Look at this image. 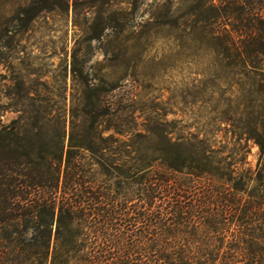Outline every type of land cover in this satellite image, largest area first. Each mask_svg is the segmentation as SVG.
<instances>
[{
    "label": "trees",
    "instance_id": "16d2710c",
    "mask_svg": "<svg viewBox=\"0 0 264 264\" xmlns=\"http://www.w3.org/2000/svg\"><path fill=\"white\" fill-rule=\"evenodd\" d=\"M190 1L153 24L199 33L211 69L165 100L88 66L103 27L85 2L18 12H71L89 38L63 70L70 91L19 73L0 90V264H264V0Z\"/></svg>",
    "mask_w": 264,
    "mask_h": 264
},
{
    "label": "rangeland",
    "instance_id": "374dc122",
    "mask_svg": "<svg viewBox=\"0 0 264 264\" xmlns=\"http://www.w3.org/2000/svg\"><path fill=\"white\" fill-rule=\"evenodd\" d=\"M33 1L0 0V35L5 29L21 27L20 33L0 42V90L3 85H15L19 73L27 78L25 87L37 86L33 80L41 75L53 87L64 86L70 91L76 84L63 70L72 50L89 38L84 30L86 21L81 17L74 23L71 12L57 10L41 13L26 25L17 14ZM136 1L138 6L133 9L135 0H81L88 7L89 20L99 16L103 27L99 40L91 42L94 50L88 66L109 83L131 75L151 87L142 90V96L165 100L173 91L181 90L184 81L209 72L211 58L198 50L199 33L153 24L154 16L167 8L173 18L181 15L192 6L190 0ZM247 148L244 167L253 169L258 148L253 142H248Z\"/></svg>",
    "mask_w": 264,
    "mask_h": 264
}]
</instances>
